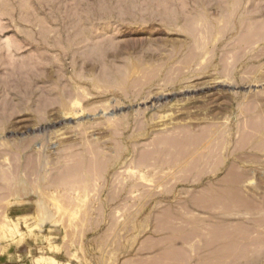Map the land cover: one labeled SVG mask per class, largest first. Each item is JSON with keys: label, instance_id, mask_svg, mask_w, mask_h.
Instances as JSON below:
<instances>
[{"label": "rangeland", "instance_id": "rangeland-1", "mask_svg": "<svg viewBox=\"0 0 264 264\" xmlns=\"http://www.w3.org/2000/svg\"><path fill=\"white\" fill-rule=\"evenodd\" d=\"M0 264H264V0H0Z\"/></svg>", "mask_w": 264, "mask_h": 264}]
</instances>
